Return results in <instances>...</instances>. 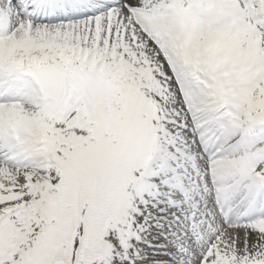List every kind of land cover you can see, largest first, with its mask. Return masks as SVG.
<instances>
[{
  "label": "snow or ice",
  "instance_id": "1",
  "mask_svg": "<svg viewBox=\"0 0 264 264\" xmlns=\"http://www.w3.org/2000/svg\"><path fill=\"white\" fill-rule=\"evenodd\" d=\"M0 264H264V0H0Z\"/></svg>",
  "mask_w": 264,
  "mask_h": 264
}]
</instances>
